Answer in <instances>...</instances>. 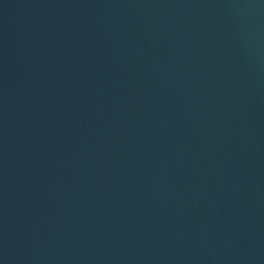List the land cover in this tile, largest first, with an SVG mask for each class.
<instances>
[{
    "label": "water",
    "instance_id": "95a60500",
    "mask_svg": "<svg viewBox=\"0 0 264 264\" xmlns=\"http://www.w3.org/2000/svg\"><path fill=\"white\" fill-rule=\"evenodd\" d=\"M0 264H264V0H0Z\"/></svg>",
    "mask_w": 264,
    "mask_h": 264
}]
</instances>
